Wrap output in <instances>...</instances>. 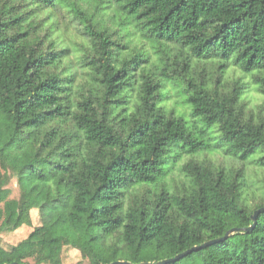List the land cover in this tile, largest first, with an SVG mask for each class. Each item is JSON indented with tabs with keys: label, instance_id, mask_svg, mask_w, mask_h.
Listing matches in <instances>:
<instances>
[{
	"label": "trees",
	"instance_id": "trees-1",
	"mask_svg": "<svg viewBox=\"0 0 264 264\" xmlns=\"http://www.w3.org/2000/svg\"><path fill=\"white\" fill-rule=\"evenodd\" d=\"M93 8L125 14L178 54L146 70L142 47ZM231 67L257 71L264 92V0H0V240L32 227V210L39 219L0 243V264H63L64 248L88 264L158 262L250 226L264 201L242 199L244 164L188 159L187 183L147 186L168 146L206 149L199 134L215 124L232 155L258 152L264 167V115L241 101L240 77L224 78ZM169 76L186 86L191 128L156 105ZM166 264H264V209L248 231Z\"/></svg>",
	"mask_w": 264,
	"mask_h": 264
},
{
	"label": "rangeland",
	"instance_id": "rangeland-1",
	"mask_svg": "<svg viewBox=\"0 0 264 264\" xmlns=\"http://www.w3.org/2000/svg\"><path fill=\"white\" fill-rule=\"evenodd\" d=\"M90 12L94 14L96 19L110 24L114 28H120L122 33H127L129 35L128 39H131V47H142L147 61L141 63V65L148 71L155 72L161 67L163 55L173 57L180 50L177 43L164 37H157L145 29H139L134 22L127 18L128 16L113 8L97 12L93 8ZM120 21H124V24L119 25ZM256 72H244L238 67H231L224 72V78L240 77L246 83V89L240 96L241 101L246 102V108L249 111L257 112L260 109L264 115V92L257 90V85L253 82L251 75V73ZM187 97L188 91L185 84L178 77L169 76L161 79L156 105L163 108L166 113H173L176 117H180L185 126L191 128L196 120L190 114L191 105ZM197 123L202 126L201 122ZM206 130V133L199 134L210 144L206 149L188 152L183 148L182 142L172 143L168 146L163 174L154 183H148L147 186L153 191H156L160 185H164L168 190H171L175 184L187 183V177L181 171V167L188 159H209L227 167L244 164L246 184L241 189L242 199L250 205L260 198H263L264 201V167L254 162L260 153L257 152L242 162L228 151L231 147L222 144L216 124L206 128ZM8 186L11 188L10 197L17 198L19 194L17 179H11ZM31 219L32 227L39 224L37 210L31 211ZM32 227L23 226L15 231L3 232L0 240L1 245L8 249L23 239ZM62 260L63 264H88L86 260L80 258L76 250L71 248H64Z\"/></svg>",
	"mask_w": 264,
	"mask_h": 264
},
{
	"label": "water",
	"instance_id": "water-1",
	"mask_svg": "<svg viewBox=\"0 0 264 264\" xmlns=\"http://www.w3.org/2000/svg\"><path fill=\"white\" fill-rule=\"evenodd\" d=\"M264 207H261V208H258L256 210L253 211V213L250 215V218L252 220V224L246 228H237V227H233V228H230L229 230H227L223 236L221 237H217V238H213V239H210V240H207L201 244H198V245H194V246H191L190 248L176 254L175 256L171 257V258H165L161 261H158V262H139V263H132V262H129V261H125V260H114V261H111L107 264H166V263H169V262H173V261H176V260H179L183 257H185L186 255L192 253V252H195L197 250H200L204 247H208L218 241H221L225 238H227L228 236H230L231 234L235 233V232H239V231H248L249 229H251L255 223H256V216L257 214L263 210ZM4 264H19V263H16V262H12V263H4Z\"/></svg>",
	"mask_w": 264,
	"mask_h": 264
}]
</instances>
